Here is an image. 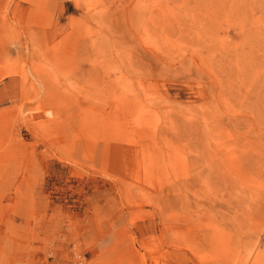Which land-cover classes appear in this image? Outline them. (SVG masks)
Instances as JSON below:
<instances>
[{
    "label": "rangeland",
    "instance_id": "374dc122",
    "mask_svg": "<svg viewBox=\"0 0 264 264\" xmlns=\"http://www.w3.org/2000/svg\"><path fill=\"white\" fill-rule=\"evenodd\" d=\"M0 264H264V0H0Z\"/></svg>",
    "mask_w": 264,
    "mask_h": 264
}]
</instances>
